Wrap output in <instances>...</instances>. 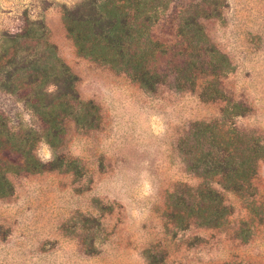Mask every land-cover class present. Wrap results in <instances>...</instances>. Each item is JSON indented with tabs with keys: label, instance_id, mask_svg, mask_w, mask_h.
<instances>
[{
	"label": "rangeland",
	"instance_id": "obj_1",
	"mask_svg": "<svg viewBox=\"0 0 264 264\" xmlns=\"http://www.w3.org/2000/svg\"><path fill=\"white\" fill-rule=\"evenodd\" d=\"M83 1L0 0V51L27 19L42 21L78 77L81 99L98 112L92 127L65 122L58 152L70 167L12 178L14 193L0 197V264H264V159L243 193L208 180L232 214L220 228H207L190 209L204 181L182 143L194 124L219 121L218 130L234 129L264 146V0H170L152 30L154 38L179 44L186 10L218 8L219 17L201 18L230 63L220 83L224 97L214 101L202 100L200 87L167 84L148 92L78 55L64 13ZM23 97L0 90V113L15 130L42 131ZM37 154L53 158L44 142ZM186 210L190 223L183 227Z\"/></svg>",
	"mask_w": 264,
	"mask_h": 264
},
{
	"label": "trees",
	"instance_id": "obj_2",
	"mask_svg": "<svg viewBox=\"0 0 264 264\" xmlns=\"http://www.w3.org/2000/svg\"><path fill=\"white\" fill-rule=\"evenodd\" d=\"M169 3L84 0L65 11V27L78 55L127 75L148 92L174 84L178 90L196 91L200 87V98L205 101L222 99L220 83L230 63L210 42L201 23V18L219 17L218 8L186 10L177 27L182 42L168 44L154 38L152 30ZM6 37L0 51V90L24 94L23 101L41 119L44 129L15 130L0 113V197L14 193V176L70 167L73 163L58 152L65 122L72 119L92 127L98 120L95 104L81 99L78 77L49 41L42 21L27 19L19 32ZM229 111L225 109L224 115ZM218 125L219 121L198 122L182 142L190 147L186 154L191 156L194 173L204 181L195 188L196 203L190 209L198 223L207 228H220L232 214L221 192L208 180L219 179L223 190L243 193L250 190L258 162L264 159V146L257 139L234 129L218 130ZM42 142L53 151L51 161L44 162L37 154ZM189 195L182 196L184 202ZM189 215L187 210L182 213L183 227H188Z\"/></svg>",
	"mask_w": 264,
	"mask_h": 264
}]
</instances>
